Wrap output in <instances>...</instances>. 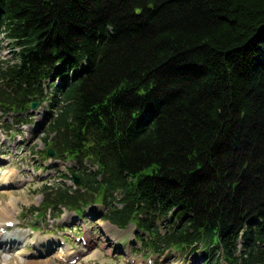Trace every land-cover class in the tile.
<instances>
[{"label":"trees","instance_id":"1","mask_svg":"<svg viewBox=\"0 0 264 264\" xmlns=\"http://www.w3.org/2000/svg\"><path fill=\"white\" fill-rule=\"evenodd\" d=\"M6 42L1 115L46 104L79 179L43 204L134 227L136 252L264 264V0H0Z\"/></svg>","mask_w":264,"mask_h":264},{"label":"rangeland","instance_id":"2","mask_svg":"<svg viewBox=\"0 0 264 264\" xmlns=\"http://www.w3.org/2000/svg\"><path fill=\"white\" fill-rule=\"evenodd\" d=\"M12 50L6 42L0 57L13 58ZM31 114V123L15 126L11 115L6 116L7 120L0 113V173L8 176V183L3 180L0 187L3 204L0 208L9 209L0 216V236L17 240L6 247L0 244V264H6L4 257L11 264H23L21 254L25 259L36 261L50 259L52 264H209L208 256L199 251L183 254L168 249L161 256L136 252L135 243L138 248L142 244L134 240V227L122 229L105 219L94 218L88 232L89 228L67 207L57 211L43 204L45 185L71 183L70 179L61 177L71 162L46 152L47 143H51L43 139L51 122L46 104L35 111L31 109ZM81 236H85L87 245ZM116 243L120 245L117 248Z\"/></svg>","mask_w":264,"mask_h":264},{"label":"bare ground","instance_id":"3","mask_svg":"<svg viewBox=\"0 0 264 264\" xmlns=\"http://www.w3.org/2000/svg\"><path fill=\"white\" fill-rule=\"evenodd\" d=\"M9 175H11V173H9ZM0 180H1L0 181V187H3V185H2V182H4L3 180H6V183H8V181H7L8 180V176H6L5 172H1ZM1 205H3V204L0 203V206ZM6 211H9V209L7 207L4 208V211H2V209L0 208V216L4 215V213ZM11 217L12 216H10V220H12ZM6 219H7V217H6ZM10 242L15 243V242H17V240L9 239V237H5L4 235L0 236V244L2 246L6 247L7 244H10ZM26 244H28V243H26ZM20 257H21V261L23 262V264H52L50 259H47V260H41V259L38 260L37 259V261H36L35 259H25V258L22 257V254H21ZM3 262L6 263V264H11L7 257H4V261Z\"/></svg>","mask_w":264,"mask_h":264},{"label":"water","instance_id":"4","mask_svg":"<svg viewBox=\"0 0 264 264\" xmlns=\"http://www.w3.org/2000/svg\"><path fill=\"white\" fill-rule=\"evenodd\" d=\"M38 105H39L38 102H32V103L30 104V107H31L32 109H36V108L38 107ZM48 153H49V155H54V151H53L52 149H49V150H48ZM75 183H79V179H78V178H75Z\"/></svg>","mask_w":264,"mask_h":264}]
</instances>
